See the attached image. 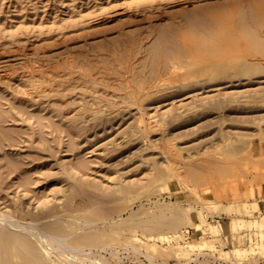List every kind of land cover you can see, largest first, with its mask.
Here are the masks:
<instances>
[{
    "label": "rangeland",
    "instance_id": "obj_1",
    "mask_svg": "<svg viewBox=\"0 0 264 264\" xmlns=\"http://www.w3.org/2000/svg\"><path fill=\"white\" fill-rule=\"evenodd\" d=\"M0 264H264V0H0Z\"/></svg>",
    "mask_w": 264,
    "mask_h": 264
}]
</instances>
